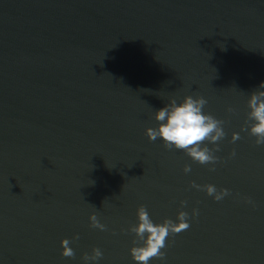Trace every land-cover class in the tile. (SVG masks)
<instances>
[{"label":"water","instance_id":"1","mask_svg":"<svg viewBox=\"0 0 264 264\" xmlns=\"http://www.w3.org/2000/svg\"><path fill=\"white\" fill-rule=\"evenodd\" d=\"M262 82L264 0H0V264H140L141 205L190 224L148 264H264V145L241 130ZM189 95L224 121L215 164L146 135Z\"/></svg>","mask_w":264,"mask_h":264},{"label":"clouds","instance_id":"2","mask_svg":"<svg viewBox=\"0 0 264 264\" xmlns=\"http://www.w3.org/2000/svg\"><path fill=\"white\" fill-rule=\"evenodd\" d=\"M259 89H264V82L259 85ZM206 103L207 101L203 97L193 98L190 95L185 96L181 103H177L176 99H172L170 103L155 112L154 118L159 122V125L157 128L146 129V135L152 141H155L158 137L162 138L166 149L183 150L194 161L202 165L215 164L219 158L213 154V150L204 145V142L208 141L216 144L215 151H219L217 142L225 136L222 127L224 121L218 120L210 114H204L202 109ZM248 107L250 111L245 121L246 127H242L241 130L249 131V135L256 138V145H264V90L251 93ZM229 111L231 112L233 109L229 108ZM238 139H240L239 134L234 132L232 134V142ZM231 155L235 156V151ZM210 170L214 171L215 169L212 168ZM190 171V166L185 165L184 172L188 173ZM192 187L206 191L216 201H220L229 195L228 189L217 191L216 187L211 184L201 186L193 182ZM186 204V201H181L182 206H186ZM197 214V210L193 209L192 215L196 216ZM137 218L138 224L131 226L129 231L135 233L143 244L142 246L132 247L130 253L132 258L140 262V264H148V261L152 258L164 260L165 253L161 249L165 247L166 238L170 234L180 233L190 227L188 213L185 211L178 213V222L165 219L162 224H157L151 220L146 208L141 205L137 209ZM89 219L91 227L104 230L105 226L99 223L95 214H92ZM75 239H78V237H75ZM69 244L70 241L68 239L61 240L63 248L61 254L64 257H74L75 255ZM102 255L99 248H93L91 255L88 253L83 255V260L86 262L96 261Z\"/></svg>","mask_w":264,"mask_h":264}]
</instances>
